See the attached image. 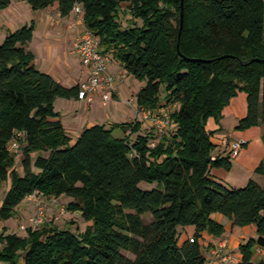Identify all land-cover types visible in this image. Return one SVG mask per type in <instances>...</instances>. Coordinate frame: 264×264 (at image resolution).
<instances>
[{
	"label": "trees",
	"instance_id": "16d2710c",
	"mask_svg": "<svg viewBox=\"0 0 264 264\" xmlns=\"http://www.w3.org/2000/svg\"><path fill=\"white\" fill-rule=\"evenodd\" d=\"M25 1L35 10L58 3L63 17L82 4L103 53L145 81L138 106H169L174 129L157 136L141 133L140 121L94 124L73 140L55 102L78 97L79 85L65 86L36 66L28 48L34 23L10 31L0 43V220L14 217L31 195L64 196L67 213H80L87 225L73 231L44 223L24 236L5 228L0 261L206 264L201 240L224 235L213 217L221 213L233 226H256L234 264H264V186L252 179L229 186L212 174L229 169L232 157L214 155L217 130L207 127L211 118L220 124L239 92L248 108L237 128L264 125V0ZM11 3L0 0V9ZM122 9L131 14L126 26ZM19 133L21 172L9 148ZM257 171L264 172V160Z\"/></svg>",
	"mask_w": 264,
	"mask_h": 264
},
{
	"label": "crops",
	"instance_id": "0c3cea01",
	"mask_svg": "<svg viewBox=\"0 0 264 264\" xmlns=\"http://www.w3.org/2000/svg\"><path fill=\"white\" fill-rule=\"evenodd\" d=\"M14 5L15 3L12 0V3L7 8L0 9V29L4 31L3 36L6 37L10 31L20 29L23 25L27 26L34 23V34L28 44V48L35 54L36 66L41 71L53 75L65 86L72 87L83 82L88 77L89 69L82 64L79 54L74 49V42L85 26L73 27L71 24L72 17H63L60 14L58 3L45 9L35 10L26 1L18 0L17 6L21 7L22 14ZM108 71L115 76L116 81L114 89L111 92L112 98L107 103L102 101L101 94L96 95L92 102L81 100L78 97L71 99L57 98L55 107L61 114L69 135L73 140H76L86 127L94 124H106L110 126L114 123L136 121L142 123L141 133L152 132V134H155L156 131L153 126L146 120L145 110L140 108L137 103L138 93L144 87L145 81H141L132 74H129L124 66L114 58H111L108 64ZM247 108V95L240 93L232 98L229 105L224 108L220 124H216V121L211 118L208 121L207 127L210 130H217L213 136V140L217 144L216 150L219 151V154L215 153V150V156L224 153V151L230 152L232 144L235 142L244 143L239 153L236 156H232L233 166H246L247 168L244 167L243 169L244 173L246 170H249V177L254 178L259 184L264 186V174L255 176L253 172V169L259 165L260 161L264 160V147L263 150L260 149L263 145L261 144V138L264 136V125L246 130L237 129L240 119L247 114ZM112 113H117L120 117L119 120H113L111 117ZM121 132L117 130L119 136L124 135ZM254 141L255 145L260 147L257 156L253 154L254 147L252 146V142ZM21 167H17L20 172L22 170ZM215 169H212V174L215 173ZM214 175L217 179L220 178L219 173L216 172ZM248 180L249 178L247 177V180H241L236 186H244ZM32 197L33 195L27 197L18 206L16 215L20 216V220L21 216L28 214L31 209L29 201ZM63 197L61 196L57 199ZM220 214H213V217L223 224L225 221L228 222L231 232L237 233V235L226 236L224 234L221 237H214L204 233V238H207L205 244L208 247L206 249L203 248V253L207 259L206 264H234L219 260L214 253L216 249L225 243L227 245L226 252L236 250L237 253L235 255L238 257L237 261H239L240 243L250 237L256 236V227L254 225L245 227L233 226L230 219L227 220ZM5 228L7 229L6 233L16 232L22 236L26 235V229L23 231L22 228L21 231H18V227H10L1 222L0 236L4 233ZM227 231H229L228 228ZM186 232L192 234L194 229L188 228ZM204 249L209 252L205 253ZM20 259L21 264H24L23 256ZM0 264L7 263L0 261Z\"/></svg>",
	"mask_w": 264,
	"mask_h": 264
},
{
	"label": "built area",
	"instance_id": "2783aa9c",
	"mask_svg": "<svg viewBox=\"0 0 264 264\" xmlns=\"http://www.w3.org/2000/svg\"><path fill=\"white\" fill-rule=\"evenodd\" d=\"M84 9L82 4L75 3L71 14L73 27L85 26L82 28L80 34L74 42V49L79 54L82 64L89 69L88 77L79 84L78 97L81 100L92 102L96 95L101 94L102 101L107 103L111 100V92L114 89L116 78L108 71V64L111 61V56L103 53L100 39L94 32L85 25ZM145 117L150 119V122L160 136L163 135L171 126V108L169 106H160L156 109H144ZM23 135L18 134L10 142V150L14 153L16 158L23 155ZM242 142H235L232 144L230 150L231 156H236L241 149ZM32 196V195H31ZM34 196V195H33ZM30 197V196H29ZM55 201V200H54ZM67 213L66 206H60L58 213L53 215L48 220L58 221L63 215ZM47 220V204L40 202L37 206L36 212L31 217V227L37 228L44 224ZM22 228L26 229L25 225ZM194 240L193 238L191 239ZM227 245L221 244L215 253V256L223 262H235L236 256L226 252Z\"/></svg>",
	"mask_w": 264,
	"mask_h": 264
},
{
	"label": "rangeland",
	"instance_id": "374dc122",
	"mask_svg": "<svg viewBox=\"0 0 264 264\" xmlns=\"http://www.w3.org/2000/svg\"><path fill=\"white\" fill-rule=\"evenodd\" d=\"M13 1L15 3L14 6L16 7V9H18V11H20L21 14H22L23 11L21 10V7L17 6L18 5V0H13ZM124 6H126V4H124ZM130 20H131V14L129 13V11L122 9L121 13H120V21L122 22V24L124 26H126L128 21H130ZM3 32H4L3 29H0V43H2L4 41V39H5V37L3 36ZM240 93L244 94L245 92H239V94ZM111 117H112L113 120H116V121L119 120V118H120L117 113H112ZM146 120H148L150 122V119H146ZM216 124H218V123L216 122ZM261 126L262 125H257V126H253V127H261ZM250 128H252V127H250ZM173 129H174V126L171 124V126L167 129L165 134L171 132ZM247 129H249V128H247ZM238 130H246V129H238ZM120 132H121V130H120ZM115 133L118 135L117 131ZM121 134H124V132L122 131ZM155 134H157V136H159L158 133H155ZM134 137H135V135L133 136V138ZM261 141H262L261 144H263L261 148L258 145H255V141L252 142V146L254 147L253 154L256 155V156L259 154V148L263 150V147H264V139H263V137L261 138ZM9 148H10V144H9ZM215 153L219 154V151L216 150ZM229 154H230V152L224 151V153H222L220 155L224 156V155H229ZM16 159H17L16 167L20 168L21 167L22 156L19 157V158H16ZM261 163H262V160L260 161L259 165ZM233 165L234 164H233V159H232V165H231V167L229 169L224 168V167H218V168L215 169V173H213V175L216 174V172L219 173L220 174L219 175L220 178H218V179H220L222 182H224L226 185H229V186H236L241 180H247V177L249 178V180L247 182L245 181L246 184L251 179L254 180V178L249 177L250 176V174H248L249 170H246L245 173H244L243 169H244V167L247 168L246 166L241 167V166H233ZM259 165L257 167H255V169H253V172H254L255 176L264 174V172L257 171V168L259 167ZM242 184H244V183H242ZM153 186L154 185H151L149 183H145V182L141 183V187L145 188V189L146 188H152ZM237 187H239V186H237ZM8 188H9V182L5 181L4 184H3V187L1 189V198L4 197V195L6 194ZM40 202H44V203L47 204V220H46L45 224L46 223H51V224L57 225V226H59L61 228H70L73 231L84 230L86 228L87 222L83 219V217L81 216L80 213H72V212L71 213H66L58 221H50V220H48L50 217H52L53 215H56L58 213V209L60 208V206H63V205L66 206L68 204L69 200H68V197H63L61 199H57V198H53V197H46V196H43V195H34L31 198V200L29 201L31 209L29 210L28 214H23L21 216V220H20V216L15 215L14 217H12V218H10L8 220H0V223L4 222L5 224H7L10 227H18L17 228L18 231H21V229H22L21 226L22 225H25L26 228L30 227L31 226V217L36 212L37 206H38V204ZM214 214H216V213H214ZM220 215L222 216L223 214H220ZM224 217H225V219L228 220V218L226 216H224ZM144 218H145V220L147 222H149L152 219V216L150 214H147V215L144 216ZM21 222H24V223L21 224ZM224 224H225L226 227L228 226L227 228L229 229V231H227V228L225 227V233L224 234L226 236H232V235L236 236L237 235V233L231 232L230 224L228 222L225 221ZM42 225H40V226H42ZM254 227H256V226L254 225ZM22 230L25 231L24 228ZM203 238H202L201 242L203 243V246L206 249V248H208L206 246V244H205V241L207 242V238H204V239ZM205 249H204V252L208 253L209 251L205 250ZM230 253L232 255L236 256L235 254L237 252H236V250H230ZM20 260L21 259H19L17 264H21ZM237 260H238V257L236 256V261L235 262H229V263H236ZM225 263H228V262H225Z\"/></svg>",
	"mask_w": 264,
	"mask_h": 264
},
{
	"label": "water",
	"instance_id": "95a60500",
	"mask_svg": "<svg viewBox=\"0 0 264 264\" xmlns=\"http://www.w3.org/2000/svg\"><path fill=\"white\" fill-rule=\"evenodd\" d=\"M182 5H183V2H182ZM183 22H184V13H183V10H182V13H181V30L183 28ZM178 50L180 51V49H179V43H178Z\"/></svg>",
	"mask_w": 264,
	"mask_h": 264
}]
</instances>
